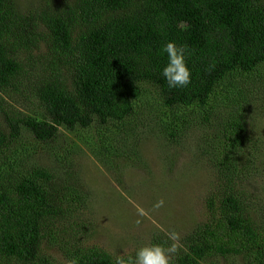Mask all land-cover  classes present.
<instances>
[{"label": "trees", "instance_id": "obj_1", "mask_svg": "<svg viewBox=\"0 0 264 264\" xmlns=\"http://www.w3.org/2000/svg\"><path fill=\"white\" fill-rule=\"evenodd\" d=\"M20 2L0 0V154L23 129L43 143L60 128L88 130L96 122L136 134L146 128L141 116L150 112L145 100L154 88L181 124L180 131L167 126L169 136L192 128L187 120L194 113L205 126L216 123L223 136L210 159L218 182L207 198L206 220L181 240L174 264H264L262 188L248 187L264 161L263 150L249 146V121L262 120L247 117L251 87L264 79V0ZM168 41L190 51L186 88H169L161 75ZM15 95L33 99L34 108L20 111ZM218 100L235 108L216 111ZM87 199L71 172L35 164L0 168V264H55L52 247L68 263L115 264L117 255L79 245L84 224L60 226ZM64 234L75 246H64Z\"/></svg>", "mask_w": 264, "mask_h": 264}, {"label": "rangeland", "instance_id": "obj_2", "mask_svg": "<svg viewBox=\"0 0 264 264\" xmlns=\"http://www.w3.org/2000/svg\"><path fill=\"white\" fill-rule=\"evenodd\" d=\"M20 1L27 6L35 0ZM42 4L46 0H40ZM261 73L264 75V70ZM256 80L248 97L251 103L247 117L262 122L249 121L254 132L249 135L253 140L249 146L252 150L261 148L264 156V79ZM147 96L145 107L150 112L141 116L146 128L136 134L114 122H96L88 130L60 128L52 142L43 143L23 129L21 136L0 154V168L9 165L29 169L35 164L60 175L71 172L83 182L88 194L85 206L60 222L62 229L76 221L86 226L79 244L82 248L135 255L139 247L154 244L157 238L164 241L173 230L179 233L180 243L206 220L207 198L218 182V172L210 159L222 146L221 128L216 123L205 126L202 116L194 113L187 120L192 128L173 138L166 127L173 124L180 131L181 124L173 119V113L165 112L156 89L152 88ZM32 101L15 95V107L25 113L34 108ZM234 108L221 100L215 107L216 111L228 112ZM118 152L125 158L120 159ZM262 165L256 172L257 179L248 187L256 190L260 185L264 201V161ZM160 200L164 204L156 208ZM63 240L64 246H75L71 236L64 234ZM48 255L55 264H69L61 249L49 248Z\"/></svg>", "mask_w": 264, "mask_h": 264}, {"label": "clouds", "instance_id": "obj_3", "mask_svg": "<svg viewBox=\"0 0 264 264\" xmlns=\"http://www.w3.org/2000/svg\"><path fill=\"white\" fill-rule=\"evenodd\" d=\"M161 55L167 56V63L162 69V77L169 88H186L191 84L192 73L188 66L187 57L190 51L185 45H178L175 41H168L161 48ZM163 200L156 203L155 207H162ZM172 241L170 246L151 244L139 247L134 256L120 254L115 257V264H174V254L178 253L182 245L179 243L180 235L176 231L168 234ZM69 264H77L74 259Z\"/></svg>", "mask_w": 264, "mask_h": 264}]
</instances>
